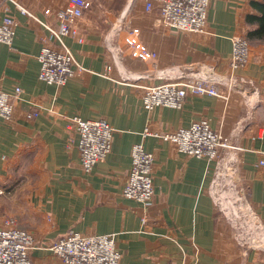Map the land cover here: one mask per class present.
<instances>
[{
    "label": "crops",
    "instance_id": "1",
    "mask_svg": "<svg viewBox=\"0 0 264 264\" xmlns=\"http://www.w3.org/2000/svg\"><path fill=\"white\" fill-rule=\"evenodd\" d=\"M68 1L0 0V21L8 14L16 21L12 43L0 42V89H22L10 118H0V226L13 219L34 236L33 264H65L45 246L70 230L114 232L119 264H264V251H243L214 205L206 159L155 135L201 118L231 139L237 134L240 183L264 224V40H248L245 66L229 65L232 37H246V14L255 13L251 0H210L200 33L163 24L158 7L146 9L144 0H93L78 34L65 38L79 66L64 85L47 84L38 79L37 55L43 44H56L17 5L42 17ZM132 28L155 57L142 60L127 45ZM191 64L214 69L217 96L188 94L180 108H143L142 86L161 81L158 71ZM72 116L104 119L114 129L110 152L89 172L79 163ZM139 141L153 155L154 196L146 205L122 194Z\"/></svg>",
    "mask_w": 264,
    "mask_h": 264
},
{
    "label": "built area",
    "instance_id": "2",
    "mask_svg": "<svg viewBox=\"0 0 264 264\" xmlns=\"http://www.w3.org/2000/svg\"><path fill=\"white\" fill-rule=\"evenodd\" d=\"M93 0H69L54 14L46 8L39 17L28 8L17 5L18 11L36 21L48 32L47 39L56 46L43 44L37 55L39 63L38 79L54 85H64L75 73L79 64L65 43L67 36L78 34L77 23L85 10L92 7ZM210 0H144L145 8L157 6L160 21L172 29L200 33L204 32ZM54 15L51 24L46 17ZM16 21L5 15L0 21V42L10 45L15 35ZM138 29L132 28L125 38L136 56L142 60L155 57L140 43ZM80 41V39H79ZM229 65L234 70L245 66L250 59V44L245 36H234L231 40ZM204 65V64H203ZM206 67V66H204ZM208 69H213L206 67ZM214 70V69H213ZM158 83L143 85L141 104L146 110L157 106L180 108L188 94L218 95L217 77L203 70L185 72L175 67L157 72ZM22 89L15 86L12 92L0 89V118L8 119L13 112V99L21 98ZM37 112H28L32 118ZM71 122L78 134L77 149L79 163L83 171L89 172L94 165L104 159L111 150L113 128L104 119H84L72 116ZM145 129L143 136L148 134ZM165 141L174 144L176 150L189 156L205 158L213 171V179L208 193L218 211L226 218L234 230V237L243 251L258 249L264 251V224L248 203L245 188L235 166V152L239 149L230 136L213 129L208 120L201 118L188 126L175 130L155 133ZM228 151L225 162L224 154ZM131 165L122 194L131 200L146 205L154 196L151 164L153 155L144 148L142 141L135 142L130 151ZM264 164V160L260 161ZM3 192L0 189V194ZM252 216L257 217L255 221ZM145 223V218H141ZM36 245L34 236L26 229L18 227L14 220H7L0 226V264H33L30 250ZM65 264H119L121 253L116 246L114 232L104 234H83L70 230L50 241L45 246Z\"/></svg>",
    "mask_w": 264,
    "mask_h": 264
},
{
    "label": "trees",
    "instance_id": "3",
    "mask_svg": "<svg viewBox=\"0 0 264 264\" xmlns=\"http://www.w3.org/2000/svg\"><path fill=\"white\" fill-rule=\"evenodd\" d=\"M250 4L255 10L246 14L248 29L246 38L264 40V0H251Z\"/></svg>",
    "mask_w": 264,
    "mask_h": 264
},
{
    "label": "water",
    "instance_id": "4",
    "mask_svg": "<svg viewBox=\"0 0 264 264\" xmlns=\"http://www.w3.org/2000/svg\"><path fill=\"white\" fill-rule=\"evenodd\" d=\"M179 68H182V70L185 71V72H197V71H200V70H203L204 69V71L209 72L212 77H217L218 78V76L216 75V73L214 72L213 69H208V68L204 67V65H202V64H191V65H188V66H179ZM155 73L152 72V73H150V75H153V74L155 75ZM242 83H244V82H241L240 80H235V82L233 83V85L234 86H235V84L236 85H241ZM237 131H238V128H237ZM235 133H237V132H235ZM236 135L237 134H234V138H233L234 140L231 139L232 142L235 141ZM228 151L229 150H226V152L224 154V161L223 162H225L226 159H227ZM252 218L255 221H258V218L257 217L252 216Z\"/></svg>",
    "mask_w": 264,
    "mask_h": 264
},
{
    "label": "rangeland",
    "instance_id": "5",
    "mask_svg": "<svg viewBox=\"0 0 264 264\" xmlns=\"http://www.w3.org/2000/svg\"><path fill=\"white\" fill-rule=\"evenodd\" d=\"M211 174H212V175H211V179H210V180L212 181V179H213V175H214L213 171L211 172ZM211 181H210V183H211ZM209 185H210V184H209ZM262 251H263V250H262Z\"/></svg>",
    "mask_w": 264,
    "mask_h": 264
},
{
    "label": "bare ground",
    "instance_id": "6",
    "mask_svg": "<svg viewBox=\"0 0 264 264\" xmlns=\"http://www.w3.org/2000/svg\"><path fill=\"white\" fill-rule=\"evenodd\" d=\"M37 76H38V73H37Z\"/></svg>",
    "mask_w": 264,
    "mask_h": 264
}]
</instances>
